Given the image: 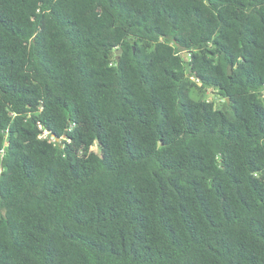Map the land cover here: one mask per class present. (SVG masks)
<instances>
[{
  "label": "trees",
  "instance_id": "trees-1",
  "mask_svg": "<svg viewBox=\"0 0 264 264\" xmlns=\"http://www.w3.org/2000/svg\"><path fill=\"white\" fill-rule=\"evenodd\" d=\"M0 264H264V0H0Z\"/></svg>",
  "mask_w": 264,
  "mask_h": 264
},
{
  "label": "rangeland",
  "instance_id": "rangeland-1",
  "mask_svg": "<svg viewBox=\"0 0 264 264\" xmlns=\"http://www.w3.org/2000/svg\"><path fill=\"white\" fill-rule=\"evenodd\" d=\"M186 52H187V51H186ZM183 53H184V51H183ZM187 54H188V52H187ZM187 54H186V55H183V56H187ZM199 94H200V93H198V92L195 91V93H193V96H194V97H197V96H199ZM204 96H205V98H207L208 100L212 101V102L214 103L215 107H222V105H223V100H224V99H223V97H222L221 95H219V94L217 93V90L209 88V89H207L206 91H204ZM52 141H53V142H58V139H54V138H53ZM91 149H92L93 151H97V152H99V149L97 148L96 144H93L92 147H91Z\"/></svg>",
  "mask_w": 264,
  "mask_h": 264
},
{
  "label": "water",
  "instance_id": "water-1",
  "mask_svg": "<svg viewBox=\"0 0 264 264\" xmlns=\"http://www.w3.org/2000/svg\"><path fill=\"white\" fill-rule=\"evenodd\" d=\"M120 52H121V48H117V49L115 50V55H116V59H117V60H118V58H119V54H120ZM186 54H187V52L184 51L183 55H186ZM227 73H228V74H231V67H230V66L227 67Z\"/></svg>",
  "mask_w": 264,
  "mask_h": 264
}]
</instances>
